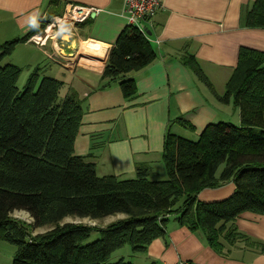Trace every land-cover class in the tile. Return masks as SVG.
<instances>
[{"label":"trees","instance_id":"1","mask_svg":"<svg viewBox=\"0 0 264 264\" xmlns=\"http://www.w3.org/2000/svg\"><path fill=\"white\" fill-rule=\"evenodd\" d=\"M249 28H264V0H254L244 14ZM42 28L44 27L41 26ZM22 38L0 44V241L16 249L11 264H134L111 255L125 245L144 253L155 239L164 238L170 218L192 231H201L216 250L236 239L250 237L233 226L244 212L264 213V51L241 46L233 72L218 95L195 57L181 61L221 103H233L240 123H209L192 141L172 132L182 117L170 121L162 160L165 179H151V167L140 163L134 178L99 176L89 156L74 153L82 116V100L74 90L62 95L64 82L42 74L36 66L20 90L22 69L5 61ZM156 57L151 42L127 25L109 52L102 80L119 81L124 98L136 94L135 83L125 75ZM231 181L233 193L222 200L203 202L198 193ZM24 211L32 219L33 234L19 220ZM125 217L99 229L67 218L97 220ZM93 230L99 237L88 242ZM262 252L264 242L253 240Z\"/></svg>","mask_w":264,"mask_h":264},{"label":"crops","instance_id":"2","mask_svg":"<svg viewBox=\"0 0 264 264\" xmlns=\"http://www.w3.org/2000/svg\"><path fill=\"white\" fill-rule=\"evenodd\" d=\"M253 2L162 0L148 29L156 57L145 67L125 75L133 79L136 87L135 96L129 99L123 97L119 81L106 82L101 77L109 52L127 26L123 15L125 0H0V18L11 21L1 37L4 42L22 38L34 27L32 34L41 32V26L59 15L67 4L99 8L98 13L77 26L78 35L58 34L55 54L63 62L51 60L31 42L16 47L20 44L36 47L38 53L53 63L45 68L44 74L64 82L62 95L74 90L82 100L83 116L74 153L89 156L99 176L134 178L136 165L145 163L151 167V179H165L162 154L170 121L182 117L192 125L190 130L179 123L172 124V132L183 137L190 131L198 137L209 123H240L239 110L233 103L219 102L196 80L181 58L184 54L193 55L217 94L223 95L239 48L264 51V28H249L244 24V14ZM33 16L36 26L29 24ZM87 41L105 45L104 58L80 56L79 46ZM45 48L51 51L49 43ZM38 65L43 66V62ZM234 188L228 181L201 190L197 197L203 202L218 201L229 197ZM233 226L250 238L232 243L223 240V247L216 250L201 231H192L170 218L165 237L153 240L144 253H134L130 261L134 264H175L179 260L194 264H264V252L253 243V240L264 242V213L244 212Z\"/></svg>","mask_w":264,"mask_h":264},{"label":"built area","instance_id":"3","mask_svg":"<svg viewBox=\"0 0 264 264\" xmlns=\"http://www.w3.org/2000/svg\"><path fill=\"white\" fill-rule=\"evenodd\" d=\"M162 0H125L123 15L127 25L137 29L142 35L149 40L148 29L150 28L151 19L156 11L161 7ZM100 11L99 8L67 4L63 11L48 20L41 32L30 35L27 42H31L43 50L51 60L56 62L62 61L55 54L57 48L56 38L59 33L68 32L72 35L77 34V26ZM150 41V40H149ZM50 44L51 51L46 50ZM63 62V61H62ZM175 264H194L190 261L179 260Z\"/></svg>","mask_w":264,"mask_h":264},{"label":"rangeland","instance_id":"4","mask_svg":"<svg viewBox=\"0 0 264 264\" xmlns=\"http://www.w3.org/2000/svg\"><path fill=\"white\" fill-rule=\"evenodd\" d=\"M11 21L5 20V18H0V44L4 42L5 39L1 37V33L5 34L3 32V29L9 26ZM67 43H64V45ZM41 50V49H40ZM44 52L43 50H41ZM45 53V52H44ZM82 54V53H81ZM86 55V54H85ZM5 61H9L17 66H19L22 71L18 79V87L21 90L23 86L25 85L31 71L35 68V66L39 62H43V68H49L51 66V62L47 58H44V55L41 53L37 52V48L33 47L31 44L26 45V44H20L19 46L15 47L13 53L9 58H7ZM83 63H91V62H85V60H81ZM43 70V71H44ZM42 74H44L42 72ZM63 93V90H62ZM185 138H188L189 140L195 141L197 140V137L193 134V132L190 131V133L185 134ZM167 176H165L166 178ZM125 216L122 214H116L113 216H108L106 218L102 219H97V220H91L87 218H67L65 221H70V222H75V223H82L87 226H90L94 229H99L107 226L108 224L115 222L117 220L123 219ZM11 218L14 220H19L23 223H25L29 228L30 231L35 234L39 232H43L46 230V228H40V229H32L30 227L32 223V219L30 216L24 212V211H15L11 214ZM99 237V231L98 230H93L90 234V237L88 238V242H92L96 240ZM16 247L6 241H0V264H11L14 252H15ZM133 253L130 250V247L128 245H125L121 249L117 250L111 255L110 261L114 262L119 260L120 258H124L125 260H131V256Z\"/></svg>","mask_w":264,"mask_h":264},{"label":"bare ground","instance_id":"5","mask_svg":"<svg viewBox=\"0 0 264 264\" xmlns=\"http://www.w3.org/2000/svg\"><path fill=\"white\" fill-rule=\"evenodd\" d=\"M105 45L95 42V41H87L81 42L79 46V53H82L80 56H84L83 54L89 55V58L92 59H102L104 54ZM91 56V57H90ZM85 57V56H84Z\"/></svg>","mask_w":264,"mask_h":264},{"label":"clouds","instance_id":"6","mask_svg":"<svg viewBox=\"0 0 264 264\" xmlns=\"http://www.w3.org/2000/svg\"><path fill=\"white\" fill-rule=\"evenodd\" d=\"M29 24L31 26H36V18L35 16L31 17L30 20H29Z\"/></svg>","mask_w":264,"mask_h":264},{"label":"water","instance_id":"7","mask_svg":"<svg viewBox=\"0 0 264 264\" xmlns=\"http://www.w3.org/2000/svg\"><path fill=\"white\" fill-rule=\"evenodd\" d=\"M92 15H93V14H92ZM92 15H91V16H92ZM149 34H150V32H148V35H149ZM84 56H85V57H88V55H84Z\"/></svg>","mask_w":264,"mask_h":264}]
</instances>
